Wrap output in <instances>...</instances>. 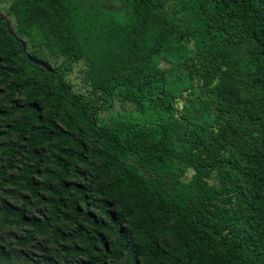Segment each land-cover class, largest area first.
<instances>
[{
  "label": "trees",
  "instance_id": "obj_1",
  "mask_svg": "<svg viewBox=\"0 0 264 264\" xmlns=\"http://www.w3.org/2000/svg\"><path fill=\"white\" fill-rule=\"evenodd\" d=\"M82 1L0 0V264H264V0Z\"/></svg>",
  "mask_w": 264,
  "mask_h": 264
},
{
  "label": "water",
  "instance_id": "obj_2",
  "mask_svg": "<svg viewBox=\"0 0 264 264\" xmlns=\"http://www.w3.org/2000/svg\"><path fill=\"white\" fill-rule=\"evenodd\" d=\"M0 19H5V22H6V25H7V28L9 30V32L12 34V36L18 40V42H20L21 46H22V49H23V52L25 53L26 57L28 58L29 61H31L32 63L34 64H37L41 67H43L45 70L47 71H52L53 68H52V65L51 63H49L48 61H46L45 59L35 55V54H32L30 52L27 51V46H28V43L27 41L19 36L16 32H15V29L14 27L12 26V21H11V18L10 16H4L1 12V7H0ZM189 173V172H188ZM190 176L186 177V179H188Z\"/></svg>",
  "mask_w": 264,
  "mask_h": 264
},
{
  "label": "rangeland",
  "instance_id": "obj_3",
  "mask_svg": "<svg viewBox=\"0 0 264 264\" xmlns=\"http://www.w3.org/2000/svg\"><path fill=\"white\" fill-rule=\"evenodd\" d=\"M94 1H99V2H103L105 6H108V7H113L116 5V0H83L82 3L87 5V3L91 2V4H95ZM97 4V3H96ZM1 6V12L6 15V16H10V15H7L6 14V9H7V5H5L4 3L3 4H0ZM97 6V5H96ZM28 51L31 52V48L28 46L27 47ZM38 56V55H37ZM41 57V56H39ZM43 58V57H41ZM45 59V58H44ZM46 60V59H45ZM48 61V60H46ZM49 62V61H48ZM50 63V62H49ZM113 110H116V103L113 105ZM192 173V171H190L189 173L186 174V177L190 176ZM186 177H184L186 179Z\"/></svg>",
  "mask_w": 264,
  "mask_h": 264
}]
</instances>
